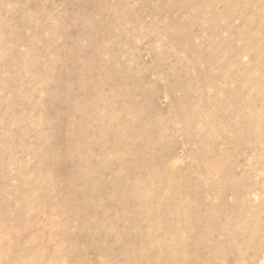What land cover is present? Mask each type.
<instances>
[{
  "label": "rangeland",
  "instance_id": "1",
  "mask_svg": "<svg viewBox=\"0 0 264 264\" xmlns=\"http://www.w3.org/2000/svg\"><path fill=\"white\" fill-rule=\"evenodd\" d=\"M262 110L264 0H0V264H264Z\"/></svg>",
  "mask_w": 264,
  "mask_h": 264
},
{
  "label": "bare ground",
  "instance_id": "2",
  "mask_svg": "<svg viewBox=\"0 0 264 264\" xmlns=\"http://www.w3.org/2000/svg\"><path fill=\"white\" fill-rule=\"evenodd\" d=\"M209 1H210V0H209ZM211 2H212V1H211ZM211 4H212V3H211ZM230 7H231V6H230ZM210 60H212V59H210ZM210 63H211V62H210ZM237 96H238V95H236V98H237ZM236 98H235V99H236ZM258 115H259V113H258ZM261 117H262V119L264 118V110H262ZM247 121H248V120H247ZM263 121H264V119H263ZM254 131H255V130H254ZM114 148H115V147H114ZM118 149H119V148H118ZM117 151H118V150H117ZM117 151H116V152H117ZM119 151H120V150H119ZM83 170H84V169H83ZM86 175H89V173L86 174ZM146 181H147V180H146ZM144 184H145V183H144ZM171 193H172V192H171ZM133 199H134V198H133ZM142 200H143V199H142ZM145 200H146V199H145Z\"/></svg>",
  "mask_w": 264,
  "mask_h": 264
}]
</instances>
